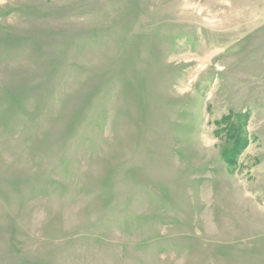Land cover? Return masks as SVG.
<instances>
[{"label":"rangeland","instance_id":"1","mask_svg":"<svg viewBox=\"0 0 264 264\" xmlns=\"http://www.w3.org/2000/svg\"><path fill=\"white\" fill-rule=\"evenodd\" d=\"M0 264H264V0H0Z\"/></svg>","mask_w":264,"mask_h":264}]
</instances>
